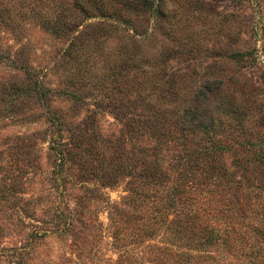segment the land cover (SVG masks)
Returning <instances> with one entry per match:
<instances>
[{
  "label": "rangeland",
  "instance_id": "obj_1",
  "mask_svg": "<svg viewBox=\"0 0 264 264\" xmlns=\"http://www.w3.org/2000/svg\"><path fill=\"white\" fill-rule=\"evenodd\" d=\"M0 264H264V0H0Z\"/></svg>",
  "mask_w": 264,
  "mask_h": 264
},
{
  "label": "trees",
  "instance_id": "obj_2",
  "mask_svg": "<svg viewBox=\"0 0 264 264\" xmlns=\"http://www.w3.org/2000/svg\"><path fill=\"white\" fill-rule=\"evenodd\" d=\"M78 50L79 49H74L71 52V55L73 53L75 54L76 59H78ZM215 154V152H213ZM216 156V154H215ZM211 154L207 153L205 156H202L201 153L196 155V159H204L207 164H210L209 168L210 170L207 171V178L212 180H216L218 177V169L217 167L213 164V161L215 160L214 157L210 160ZM64 156H61V162H65ZM195 162V161H194ZM193 160H191V157H187V168H185V171H183L180 174V186H183L184 188L182 189L183 191L180 193L182 196H179L180 204L181 207L179 209H176L174 212L175 218L170 219L169 214H167L162 208H156L152 212V219H153V224L155 227L164 225L165 223H168V228L171 230H175L177 232H180L181 230H186L190 232L191 235L196 236L198 232L202 230L203 227L198 223L199 218V213L201 211L202 205L208 203L206 201V195L203 192H200V185L197 184L195 187V190L193 193L188 192L189 190L193 189L194 187L188 188L189 190L186 189L187 187V180L189 178H195V176H198L196 172L194 171H189L188 167H195ZM202 172V171H201ZM203 173V172H202ZM146 181L148 182V185H159L163 184L165 180L157 175V172H151L149 171L148 174L146 175ZM217 181V180H216ZM215 181V182H216ZM180 188H178V191ZM210 200V199H209ZM172 206H175V202L171 204ZM118 205H113L112 209L113 211L117 212L118 211ZM71 220L68 219V222ZM67 222V223H68ZM206 228H209L208 230H213L215 228L214 225L208 224L206 225ZM204 230V229H203ZM204 233H209L205 231ZM203 234V233H201Z\"/></svg>",
  "mask_w": 264,
  "mask_h": 264
}]
</instances>
